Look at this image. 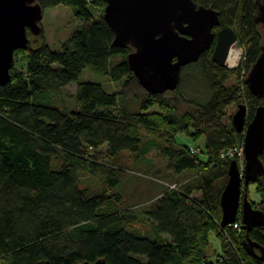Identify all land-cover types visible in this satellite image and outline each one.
<instances>
[{
	"label": "trees",
	"instance_id": "16d2710c",
	"mask_svg": "<svg viewBox=\"0 0 264 264\" xmlns=\"http://www.w3.org/2000/svg\"><path fill=\"white\" fill-rule=\"evenodd\" d=\"M37 1L42 8L68 6L77 24L60 51L43 39L31 45L35 36L27 31L29 44L15 51L10 80L0 86V261L264 264L247 252L245 228L237 234L230 226H219L228 167L219 153L243 136L231 121L241 104L240 90L247 95L249 119L263 98L254 96L243 81L225 87L229 72L212 61L211 50L182 68L174 90L149 93L126 61L132 48L113 44L114 35L102 17L103 0ZM193 1L218 11L221 25L237 29L245 51L235 71L245 75L263 39L253 0ZM199 64L206 65L211 96L204 103H191L178 94L182 73ZM84 69L118 88L109 92L102 82L81 80ZM69 84H75V91L71 106H66L64 89ZM155 105L166 113L150 112ZM178 133L194 140L203 136L204 149L191 154V146L175 142ZM102 146L108 158L128 153L141 163L154 149L165 159L169 179L145 161L144 175L151 174L159 185L155 195L131 207L119 190L127 171L118 161L102 160ZM260 158L264 164V152ZM188 171L192 175L182 176ZM84 175L100 179L103 186L90 190L80 185ZM255 183L260 202L253 207L264 211V175ZM137 224H146L149 234L138 232ZM210 232L223 247L214 260L206 252ZM248 236L264 246V225L252 228Z\"/></svg>",
	"mask_w": 264,
	"mask_h": 264
},
{
	"label": "water",
	"instance_id": "95a60500",
	"mask_svg": "<svg viewBox=\"0 0 264 264\" xmlns=\"http://www.w3.org/2000/svg\"><path fill=\"white\" fill-rule=\"evenodd\" d=\"M102 17L111 29L116 46L132 50L126 61L141 87L152 94L174 90L180 81L181 68L195 62L213 43L211 59L227 67L230 48L237 42L231 26L216 33L220 24L219 12L193 0H103ZM43 8L37 0H0V86L10 80L9 70L14 53L29 44L27 31L41 32ZM264 22V6L260 9ZM249 91L264 100V46L251 65L244 80ZM247 108L239 104L232 114V125L243 133L244 166L236 159L227 167V181L220 194L221 218L224 228L236 221L238 214L246 231L244 246L247 252L264 261V246L252 241L248 233L264 225V211L253 207L248 198V186L264 174L260 156L264 152V104L256 107L246 122ZM80 264H107L105 260L84 261Z\"/></svg>",
	"mask_w": 264,
	"mask_h": 264
},
{
	"label": "rangeland",
	"instance_id": "374dc122",
	"mask_svg": "<svg viewBox=\"0 0 264 264\" xmlns=\"http://www.w3.org/2000/svg\"><path fill=\"white\" fill-rule=\"evenodd\" d=\"M103 8L104 7H102V9ZM76 24L77 21L75 20L72 10L68 6L57 5L55 7L43 8L41 26H40L42 34L40 33L39 35H36L35 38L33 37L32 39H30V44L37 46L41 43V40L43 39L50 46L52 50L60 51L61 43L75 29ZM233 48L237 49L240 52L241 57L238 60L237 65L235 67H230L228 65L227 67H225L226 70H228L229 72V77L224 81L223 84L227 88L233 87L235 84H238V82L241 81L244 82L245 79L243 70L240 69L239 74L238 72L235 71L238 69V67L240 66L243 60L242 57L244 55L245 50L242 45L238 44V41L234 44ZM204 70H206V65L203 68L202 64H199V65H193L189 68H185L184 72L182 73L181 87L178 94H180L183 98H185L191 103H204L211 96L210 89L205 79ZM102 78H103L102 75L91 73L87 69H84L82 71L80 77L81 80L102 82L103 88L109 92L112 90H116L118 88V86L115 83L109 82L108 79H102ZM64 90L69 95V96L66 95L65 105L71 106L72 97L70 95L75 91V84H69ZM167 95L169 97V94ZM239 103L244 104L246 108H248L247 95L242 89L240 90ZM59 104L61 103L59 102ZM149 111L154 113H166L165 110L164 111L161 110L157 105L153 106ZM250 119L248 116V109H247L246 122H248ZM221 120L222 122L226 123L227 116H223ZM197 128H198L197 131H201L203 126L201 125ZM242 137L243 136L240 137L238 136V140L236 144H240L243 142ZM175 142L177 144L188 147L189 146L198 147L200 150L204 149L203 136L194 140L188 137L187 135H185V133H178L175 136ZM104 147L105 146H102L99 149L101 151V153L99 152V157L105 161L112 160L114 164L118 161V165H122V167L127 171L126 174L123 177H121L119 190L122 193L125 202L131 207L136 205V202L138 203V201L143 200L144 198H151L153 195H155V192L157 191L156 186L159 185V183L157 182L158 180L156 181L155 180L156 178L153 177L151 174L144 175L143 172L144 169H146V165H147L145 161H149L153 169H162L163 173L168 174V179H169V172L164 169L165 159L162 156L158 155V153L154 149H152L148 154H146L145 156L146 160H143L141 163V161H138L137 158L134 159V157L128 153L121 154L116 158H110V157L108 158V156L105 155ZM200 156L204 157L202 153ZM243 165L244 164L241 161L238 162V166L240 169H243ZM190 175H192V172L188 171L182 176L188 177ZM79 182L80 185L82 186H89L90 190L93 189L98 190L101 188L100 185H102L100 179L98 180L94 179V177H90L89 175L80 176ZM250 185L248 190L252 188L254 190L257 188L258 183H255V185H253L252 187ZM254 194L255 195L251 197L250 193L248 192V197L250 200H252V203L260 202L259 192L254 191ZM136 226L138 232L144 235L149 234L148 226L146 224L145 225L137 224ZM221 250H223V247L221 249L220 240L215 236L213 232H210L209 243L206 249L209 260H214L216 255L219 254ZM0 264H5V263L0 261ZM253 264H261V263L255 261Z\"/></svg>",
	"mask_w": 264,
	"mask_h": 264
},
{
	"label": "built area",
	"instance_id": "2783aa9c",
	"mask_svg": "<svg viewBox=\"0 0 264 264\" xmlns=\"http://www.w3.org/2000/svg\"><path fill=\"white\" fill-rule=\"evenodd\" d=\"M200 149L198 147H190L191 154H198L200 153ZM219 158L223 160H227L228 163L231 159H236L237 163L241 161L244 164V153H243V142L240 144H235L233 146L224 148L219 153ZM231 158V159H230ZM244 166V165H243ZM232 230H234L237 234H239L243 229L244 226L240 220H236L234 223L228 225Z\"/></svg>",
	"mask_w": 264,
	"mask_h": 264
},
{
	"label": "flooded vegetation",
	"instance_id": "af4514ba",
	"mask_svg": "<svg viewBox=\"0 0 264 264\" xmlns=\"http://www.w3.org/2000/svg\"><path fill=\"white\" fill-rule=\"evenodd\" d=\"M197 5V4H196ZM262 6H264V0H253V7H254V10H255V12H254V20H255V22H256V28H257V31H258V33H260V35H261V37L263 38L261 41H260V45H259V54H260V52H261V48L264 46V22L262 21V19H261V12H260V9H261V7ZM219 17H220V13H219ZM226 26H230V25H226ZM222 27H224L223 25H221V24H219L218 26H215V27H213V32L214 33H216L219 29H221ZM236 28V27H235ZM263 31V32H262ZM235 32H236V34H237V29H235ZM263 33V34H262ZM238 36V35H237ZM215 38H214V40H213V43H212V45L210 46V48L209 49H207V50H211V56H212V51H213V48H214V44H215ZM237 41H238V38H237ZM207 50H205V51H207ZM201 56V55H200ZM259 56V55H258ZM257 56V57H258ZM257 59V58H256ZM256 61V60H255ZM254 61V62H255ZM196 62V61H195ZM193 63V62H192ZM215 63V62H214ZM189 64H191V63H189ZM189 64H187V65H189ZM216 64V63H215ZM187 65H185V66H187ZM217 65V64H216ZM185 66H183L182 68H184ZM219 66V65H218ZM221 67V66H220ZM182 68H181V71H182ZM225 68V67H224ZM250 69V68H249ZM249 71V70H248ZM248 73V72H247ZM247 73L245 74V78H246V76H247ZM180 74H181V72H180ZM245 80V79H244ZM180 82V81H179ZM253 117V116H252ZM252 119V118H251ZM250 119V120H251ZM249 120V121H250ZM248 121V122H249Z\"/></svg>",
	"mask_w": 264,
	"mask_h": 264
},
{
	"label": "bare ground",
	"instance_id": "6f19581e",
	"mask_svg": "<svg viewBox=\"0 0 264 264\" xmlns=\"http://www.w3.org/2000/svg\"><path fill=\"white\" fill-rule=\"evenodd\" d=\"M240 57V52L237 49L231 47L227 57V65L230 67H235Z\"/></svg>",
	"mask_w": 264,
	"mask_h": 264
},
{
	"label": "crops",
	"instance_id": "0c3cea01",
	"mask_svg": "<svg viewBox=\"0 0 264 264\" xmlns=\"http://www.w3.org/2000/svg\"><path fill=\"white\" fill-rule=\"evenodd\" d=\"M250 184H251V185H250ZM250 184H249V185H250L251 187H252L253 185H255V184H252V183H250ZM248 188H249V186H248ZM254 191H255V189L253 190V188L248 190V192L250 193V196H251V197H252L253 195L256 194V193L254 194ZM251 201H252V200H251Z\"/></svg>",
	"mask_w": 264,
	"mask_h": 264
},
{
	"label": "clouds",
	"instance_id": "9594fccd",
	"mask_svg": "<svg viewBox=\"0 0 264 264\" xmlns=\"http://www.w3.org/2000/svg\"><path fill=\"white\" fill-rule=\"evenodd\" d=\"M233 46H234V45H233ZM233 46H232V47H233ZM238 216H240V215L238 214ZM239 219H241V217H240Z\"/></svg>",
	"mask_w": 264,
	"mask_h": 264
}]
</instances>
